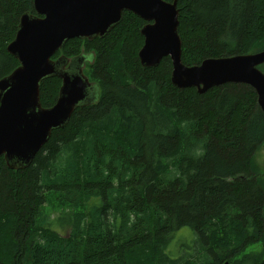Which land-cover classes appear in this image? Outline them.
<instances>
[{"label": "trees", "instance_id": "trees-1", "mask_svg": "<svg viewBox=\"0 0 264 264\" xmlns=\"http://www.w3.org/2000/svg\"><path fill=\"white\" fill-rule=\"evenodd\" d=\"M178 9L186 67L264 50V0H178ZM26 13L36 15L34 0H0V81L19 67L6 48ZM145 25L127 12L106 37L58 52L92 56L100 97L54 131L27 169L0 159V264H196L166 252L185 228L204 253L199 264H264L246 253L264 244L258 96L243 84L179 88L170 57L143 68ZM61 86L42 83L44 108ZM50 196L75 213L50 221Z\"/></svg>", "mask_w": 264, "mask_h": 264}, {"label": "water", "instance_id": "water-1", "mask_svg": "<svg viewBox=\"0 0 264 264\" xmlns=\"http://www.w3.org/2000/svg\"><path fill=\"white\" fill-rule=\"evenodd\" d=\"M38 16L23 15L18 32L6 48L19 67L0 81V159L16 171L30 167L52 133L64 129L79 108L98 101V88L84 74L89 56L53 57L70 40L104 38L133 13L147 24L141 29L145 45L139 52L143 68H156L164 57L173 60L172 82L195 86L205 93L215 87L243 84L258 96L264 113V50L228 58L208 59L201 66L182 61L178 0H35ZM154 22V23H153ZM62 81L58 101L45 109L42 83ZM202 87V88H201Z\"/></svg>", "mask_w": 264, "mask_h": 264}, {"label": "rangeland", "instance_id": "rangeland-1", "mask_svg": "<svg viewBox=\"0 0 264 264\" xmlns=\"http://www.w3.org/2000/svg\"><path fill=\"white\" fill-rule=\"evenodd\" d=\"M264 38V37H262ZM259 44L260 46H262V44H264V40L259 38ZM263 50L261 49L260 52H262ZM84 50H82V54H85ZM93 54H95V56L97 55L96 52H92ZM258 53V52H257ZM255 54V53H254ZM63 53H58L56 56H54L53 60L59 59L63 57ZM56 58V59H55ZM262 67H264V65H262ZM93 68V63H89V61H87V64L84 67V74L85 76H87L90 81L93 84H96L97 82L91 79V70ZM262 70V69H261ZM202 88V87H201ZM264 155V151L262 152V156ZM263 166H264V162H263ZM52 197V198H51ZM50 201H48L49 203L46 204V206L43 208V212L45 214V216L47 218L50 219V221L52 220H59L60 218H62L64 216V214L67 213H75L74 210H72V208H69V206H63L60 204V202H58V200L56 198H53V196L49 197ZM57 224V223H56ZM59 227H57L56 230H58ZM60 232H62L63 235H69L71 232V229L68 228H62L59 230ZM195 233L190 229V228H185L180 230L179 232H177V243L178 244H171V248L172 249L170 251H166L167 254H169L172 258L177 259L181 252L184 251L186 254H188L186 257H188V260H193L195 262H197L196 264H199L203 261L204 259V253L200 247V245L198 243H196V235H194ZM197 247L198 249H194L193 247ZM165 252V253H166ZM247 254H251V255H255V256H262L264 257V244H259L257 246H253L251 248H249L246 251ZM159 264V263H158Z\"/></svg>", "mask_w": 264, "mask_h": 264}, {"label": "bare ground", "instance_id": "bare-ground-1", "mask_svg": "<svg viewBox=\"0 0 264 264\" xmlns=\"http://www.w3.org/2000/svg\"><path fill=\"white\" fill-rule=\"evenodd\" d=\"M34 6H35V10H36V15L31 14V13H26L27 15H29V16H38V14H37V8H36L37 6H36V3H35V0H34ZM26 14H25V15H26ZM144 22H145V21H144ZM153 23H154V22H153ZM146 24H147V23H146ZM19 25H20V24H19ZM17 32H18V31H17ZM109 33H110V31H109ZM109 33H108V34H109ZM108 34H107V35H108ZM16 35H17V34H16ZM142 36H143V35H142ZM143 37H144V36H143ZM15 38H16V37H15ZM14 40H15V39H14ZM144 42H145V38H144ZM144 42H143V43H144ZM144 45H145V43H144ZM167 57H170V56H167ZM167 57H164L163 59H165V58H167ZM170 58H171V57H170ZM163 59L161 60L160 64L162 63ZM171 60H172V58H171ZM90 61H92V56H89V62H90ZM205 61H206V60H205ZM172 63H173V60H172ZM202 64H203V63H202ZM202 64H201V65H202ZM201 65H199V66H201ZM173 67H174V64H173ZM173 67H172V68H173ZM14 71H15V70H14ZM14 71H13V72H14ZM173 71H174V68H173ZM13 72H12V73H13ZM10 75H11V74H10ZM90 83L93 85V83H92L91 81H90ZM94 86L97 87L96 84H94ZM97 88H98V87H97ZM191 88H195L196 90H198V88H196L195 86H191L189 89H191ZM59 93H60V91H59ZM99 95H100V90H99V88H98V96H97L98 99H99V97H100ZM57 101H58V100H57ZM56 103H57V102H56ZM55 105H56V104H55ZM55 105H54V106H55ZM54 106H52V107H50V108H53ZM88 106H89V105H88ZM50 108H45V109H50ZM72 116H73V115H72ZM71 118H72V117H71ZM49 140H50V139H49ZM48 142H49V141H48ZM48 142H47V143H48ZM47 143H46V144H47ZM46 144H45V145H46ZM36 156H37V155H36ZM36 156H35V158H36ZM4 160H5V159H4ZM34 160H35V159H34ZM34 160H33V161H34ZM6 163H7V162H6ZM6 165H7V164H6ZM8 167H9V166H8ZM9 168H10V167H9ZM10 169H11V168H10ZM12 170H13V169H12Z\"/></svg>", "mask_w": 264, "mask_h": 264}, {"label": "flooded vegetation", "instance_id": "flooded-vegetation-1", "mask_svg": "<svg viewBox=\"0 0 264 264\" xmlns=\"http://www.w3.org/2000/svg\"><path fill=\"white\" fill-rule=\"evenodd\" d=\"M94 55V54H93Z\"/></svg>", "mask_w": 264, "mask_h": 264}]
</instances>
